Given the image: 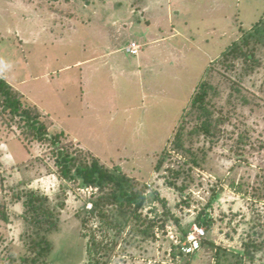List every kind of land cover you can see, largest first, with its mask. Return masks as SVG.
<instances>
[{
  "label": "rangeland",
  "instance_id": "obj_1",
  "mask_svg": "<svg viewBox=\"0 0 264 264\" xmlns=\"http://www.w3.org/2000/svg\"><path fill=\"white\" fill-rule=\"evenodd\" d=\"M84 1L0 0V77L49 117L53 135L65 131L69 152L85 150L145 189L144 215L162 217V204L152 193L158 189L168 208L190 224L199 211L197 202L186 210L177 207L178 193L160 177L170 162L164 163L162 174L157 164L165 151L173 160L187 159L174 153L169 140L207 73L219 86L217 102L227 109L225 128L231 133L226 143L213 148L205 140L195 142L196 155L197 150L207 155L200 157L195 172L204 196L213 182L220 190L210 210L215 223L209 238L228 253L243 252L248 232L260 230L264 202L244 197L230 183L241 180L259 187L256 174H264V46L256 49L261 70L245 80L240 75L243 60L234 69L225 68L221 57L264 18V0ZM132 42L141 47L139 58L124 52L112 56L111 51ZM14 130L0 122V204L8 202L11 214L21 213L12 193L31 181L36 186L35 178L43 177L41 186L60 213V230L51 237L52 263L87 264L82 211L93 209L92 192L60 181L53 149L35 144L28 150ZM242 131L248 134L240 155L234 142ZM171 226L169 238L156 230L152 247L142 238L132 240L128 227L111 264H187L189 258L172 262L170 239L177 233ZM27 227L24 217L0 221V264H24L20 256L29 246ZM214 251L204 249L192 264H216ZM250 259L243 264H251ZM236 261L222 258L223 264Z\"/></svg>",
  "mask_w": 264,
  "mask_h": 264
},
{
  "label": "trees",
  "instance_id": "obj_2",
  "mask_svg": "<svg viewBox=\"0 0 264 264\" xmlns=\"http://www.w3.org/2000/svg\"><path fill=\"white\" fill-rule=\"evenodd\" d=\"M84 2L86 5L92 4L91 0ZM259 45L264 46V18L222 54V64L225 68L234 69L235 63L243 60L240 74L243 80L254 76L261 70L260 61L256 55ZM219 91V86L213 84L211 77H207V73H204L190 98L186 113L180 119L174 138L169 140L174 153L182 154L187 159L173 160V154L165 151L157 164V171L162 174L164 163L170 162L169 167L160 177L164 179L166 187L178 193L180 203L177 207L181 209L183 207L186 210L197 202L199 211L190 224H184L182 217L168 208L167 202L162 198L158 189L153 190L152 193L159 204H162V217L156 215L150 218L144 215L143 209L147 201L145 189H138L128 175L117 168L107 167L104 162L85 150L78 154L69 152L63 142L66 136L65 131L53 135L48 124L49 117L35 104L28 102L22 93L2 77H0V122L1 126L4 124L15 127L14 131L20 132L27 143L28 150H31L29 148L35 144L44 146L47 144L51 147L54 151L53 158L55 157L56 160L60 181L77 184L78 189L92 192L89 201L93 203V209L88 210L84 207L82 211V232L86 241L87 264H111L112 252L115 251L117 243L128 227L131 228L129 234L132 240L142 238L147 240L152 247L157 242L156 230L159 229L164 236H168V228L173 229L171 225L177 233L173 239H170L172 262H177V258H189L190 261L187 264H192L199 253L211 248L215 250L216 264H223L222 258L227 257L237 260L232 264H243L246 258H251L250 263L256 264L258 256L262 255L261 264L264 261V218L262 222L260 221V230L256 227L252 229V232H248L243 244L244 251L237 254L228 253L221 247H216L215 242L208 236L215 223L210 210L218 199L220 190L217 186L218 182H213L209 187L211 193L206 192L205 196L201 193L200 188L203 182L196 176L195 168L201 167L200 157L204 160L207 155L205 150H197L196 155L193 146L196 141L205 140L213 148L216 143H226L230 139L231 132L225 128L229 121L226 114L227 109L225 106L219 107L217 102ZM233 133L235 134L234 131ZM15 134L13 133L14 136ZM247 134L248 132L239 134L234 142L237 154H244L242 152L246 149L247 144L244 140ZM261 146L263 148V145ZM35 179L38 181L36 186H33L31 181L24 186H18L14 190L16 193H12L15 199L14 204L22 207L21 213L11 214L7 209V207L11 208L10 203H4V201L0 204V221L11 223L13 218L19 220L24 217V221L28 224L24 238L29 241V246L24 255L20 256L24 264H53L51 256L55 246L51 237L60 230V213L57 214L56 205L53 204L49 191L41 186V180L44 178ZM256 181L259 187L241 180L238 183L231 182L230 186L237 193H243L244 197L251 195L262 204L264 202V174L257 173ZM195 191H199L206 200L204 199V202H202L203 199L198 200ZM151 210L152 213L156 211V209ZM192 224L204 228L206 236L201 241V248L197 252L186 254L182 248L189 232L188 226Z\"/></svg>",
  "mask_w": 264,
  "mask_h": 264
},
{
  "label": "built area",
  "instance_id": "obj_3",
  "mask_svg": "<svg viewBox=\"0 0 264 264\" xmlns=\"http://www.w3.org/2000/svg\"><path fill=\"white\" fill-rule=\"evenodd\" d=\"M126 50L131 55L137 56L140 54L141 47L137 42H132ZM205 236L206 231L204 228L194 226L193 229L188 232L186 240L183 243V252L186 254L197 252L201 248V241Z\"/></svg>",
  "mask_w": 264,
  "mask_h": 264
},
{
  "label": "crops",
  "instance_id": "obj_4",
  "mask_svg": "<svg viewBox=\"0 0 264 264\" xmlns=\"http://www.w3.org/2000/svg\"><path fill=\"white\" fill-rule=\"evenodd\" d=\"M82 42H83V41H82ZM82 45H83V48H85L87 44H84V43H83ZM122 52H124L126 55H131V54L128 53L127 50L124 49V48L121 49V51H120L119 49H118V50L115 49V50L111 51L112 56H113V54H117V55H118L119 53H122ZM140 52H141V51H140ZM102 55H103V54H102ZM102 55H101V56H102ZM140 55H141V54H139V55H137V56H134V55H132V56L139 58ZM101 56H100V57H101ZM93 58H98V56H94ZM98 61H99V60H98ZM139 66H140V65H139ZM140 68H141V66H140Z\"/></svg>",
  "mask_w": 264,
  "mask_h": 264
}]
</instances>
